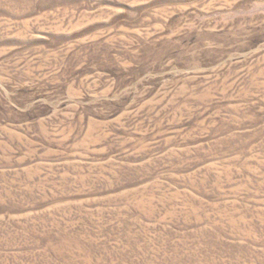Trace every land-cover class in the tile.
<instances>
[{
    "label": "rangeland",
    "instance_id": "374dc122",
    "mask_svg": "<svg viewBox=\"0 0 264 264\" xmlns=\"http://www.w3.org/2000/svg\"><path fill=\"white\" fill-rule=\"evenodd\" d=\"M0 264H264V0H0Z\"/></svg>",
    "mask_w": 264,
    "mask_h": 264
}]
</instances>
